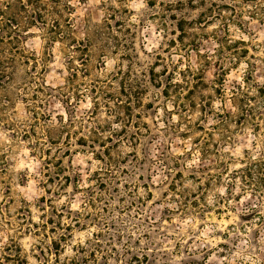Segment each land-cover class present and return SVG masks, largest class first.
<instances>
[{
  "label": "clouds",
  "instance_id": "1",
  "mask_svg": "<svg viewBox=\"0 0 264 264\" xmlns=\"http://www.w3.org/2000/svg\"><path fill=\"white\" fill-rule=\"evenodd\" d=\"M0 264H264V0H0Z\"/></svg>",
  "mask_w": 264,
  "mask_h": 264
}]
</instances>
